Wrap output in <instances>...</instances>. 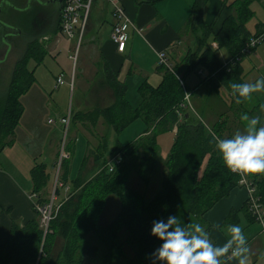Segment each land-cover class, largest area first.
I'll use <instances>...</instances> for the list:
<instances>
[{"label":"trees","instance_id":"1","mask_svg":"<svg viewBox=\"0 0 264 264\" xmlns=\"http://www.w3.org/2000/svg\"><path fill=\"white\" fill-rule=\"evenodd\" d=\"M140 1L156 3L161 0ZM257 1L232 0L227 8L233 14L223 21L219 31L212 36V25H207L203 19L204 7L208 0H195L191 6L188 25L190 28L193 27L194 34H199L197 37V47H199L195 53H187L178 66L173 65L172 72L179 74L183 70L185 75H190L200 68L205 72L202 82L208 83L211 87L215 82H219L226 88H230L231 83H243L237 71L238 61L236 60L254 50L255 47L246 52V44L250 38L256 37L264 29V25L263 29H258L262 23L257 26L255 33H250L246 29V23L254 16L251 4ZM59 21L60 13L52 34L59 33ZM211 41H214L218 49L226 53V62L230 60L236 62L224 66L219 61L216 51L209 46ZM44 55L45 53L40 50V45L33 41L13 65L9 84L4 93L0 94V152L8 144L22 115L23 107L19 98L29 90L34 82L33 71L28 68V62L33 60L37 63L39 59H43ZM157 70L163 73L161 83L155 88L147 83L141 84L137 91L141 102L136 109H133L125 99V85L105 66L107 84L114 96L112 104L105 109L71 114L72 124L82 123L95 127L98 120L103 119L106 125L118 134L137 119L144 122L147 130L146 135L135 142L125 145L116 143L107 157H104L102 153L106 147L104 140L101 152L94 157L98 168L96 176L89 182H83L80 178L74 179L72 194L79 191L75 213L83 206H87L90 210L88 214L92 215L93 221L92 224L79 222L76 227L71 228L68 235H65L63 250L69 251L72 248L73 241L78 239L77 232L78 236L83 238L93 229L98 233L96 238L98 244L105 250L100 259L116 261L122 256V251L115 241V235L123 230L126 233L125 245L132 248L133 257H137L138 260L146 259V264H153L154 257L151 254L161 243L152 236L153 240L150 245L145 244V238L150 235L153 220L177 215L186 225L191 218L204 225L202 219L204 213L218 200L226 197L231 189L238 186L240 178L224 167L219 154L213 147L214 142H209L213 133L223 138V129H225L223 124L218 123L208 129L198 117L188 110V107L182 108L180 105L184 101V91L187 86L185 84L181 86L180 79L175 77L177 75L169 74L163 67L157 66ZM173 127L176 128V134L164 162L160 189L150 200L146 201L143 196L128 189L127 176L132 171L147 186L158 161L156 136L172 130ZM146 147L147 152L144 150ZM129 149L133 152L127 158L126 152ZM146 153L150 154L149 158L145 156ZM140 154L143 156L139 159ZM115 157L120 159V164L114 166L113 171L109 173L106 163ZM137 159L138 164H136ZM68 173L69 160H63L60 165L59 182L66 183ZM247 175L248 185L254 189L253 196L264 208V173H247ZM32 179L35 191L42 190L48 179L45 168L43 166L34 168ZM109 194L119 198L120 211L117 217L109 223L97 224L102 201ZM43 202L40 200L38 203ZM66 204L65 202L60 205L54 219L49 223L46 234L39 228L38 216L36 220L27 223L24 228L12 225L8 242L0 247V264H34L37 260L38 248H40L41 257L37 260V264H50L49 250L53 248L51 240L59 234L57 230ZM131 214L133 217L128 220ZM251 220L254 222L252 218ZM129 230H132L134 237L130 238ZM77 251V259L79 257L81 260L82 258L90 260L99 258L98 247L89 245L85 241L77 244ZM146 253L148 256H145ZM135 254L138 255L135 256ZM57 261L53 260L51 264H58Z\"/></svg>","mask_w":264,"mask_h":264},{"label":"crops","instance_id":"2","mask_svg":"<svg viewBox=\"0 0 264 264\" xmlns=\"http://www.w3.org/2000/svg\"><path fill=\"white\" fill-rule=\"evenodd\" d=\"M114 1L124 9L127 21L130 25L127 31L128 36L125 50L123 53H117L115 46L109 41V33L114 23L111 7L106 17L105 5H107V1L94 0L93 9L91 8L90 11L91 15L89 14V22H87L89 24L86 23L85 28L87 29L85 30L87 41L82 43L84 56H86L89 66L93 69L91 74H89V70L86 72L88 81L91 83L87 85L88 81H86L84 84L79 85V91L84 92V95L76 97V106H72L73 109H71V107L69 111L71 114L76 112H87L93 109H104L112 104L114 96L113 91H111L112 89L110 88V90L107 84L104 71L105 66L123 82L126 87L124 94L125 99L131 108L136 109L141 102L137 92L139 86L143 83H147L155 88L161 83L163 73L157 70V52H164L171 65L178 66L187 53H195V50L199 47H197V37H199V34H194L193 30L190 29L188 25L191 6L195 0H161L156 3H148L140 0ZM231 1L232 0H208L206 3L203 11V19L207 25H212V36L219 31L223 21L229 15L233 14L227 8V5H229ZM257 2L263 6L262 10H264V0H258ZM260 23H262V25L258 29H263L264 20L255 24L254 32L257 31V26ZM247 31L250 32L248 29ZM57 43L58 41L55 42L52 49L56 47ZM82 45L80 48H82ZM209 46L212 50L216 51L219 61L224 65L227 60L226 53L222 49H218L214 41L209 42ZM255 49L256 47L252 51L255 52ZM221 51H223L224 54H221ZM249 53L244 56H249ZM242 64L239 58L237 71L243 83H246L245 68ZM80 70L81 68L78 70V73L77 71L75 73L72 72V83L69 80V89L72 87L73 90L75 82L77 80L79 81L80 78L78 77L81 75ZM179 75L182 77L180 82L182 86L183 84L187 86L185 92L189 95V101H183L182 104L184 106H190L188 110L198 117L208 129L218 123H223L224 121L213 119V115H224V111L221 110L223 101L219 97V92L221 89H226L231 98H233L234 96L231 88H226L219 82L213 83L212 87L208 83L202 82V79L205 77V72L201 69H197L196 72L190 75H185L184 71L181 70ZM73 78L75 81L74 83ZM28 91L20 97L23 112L19 119V123L8 140V144L0 152V247L8 242L12 225L18 228H24L27 223L36 220L37 213L35 206L39 204L38 202L40 200L45 202L43 195L45 196L46 192L44 188L37 192L34 189V182L32 179L33 169L43 166L45 168V174L49 178V172L50 170H54L53 166L55 162H57V141H59L58 133L60 126L57 122L55 126L49 128V119L46 120L45 125L41 123V120L45 115L48 116L50 111H53V114L58 116L57 121L65 115L60 113V110L54 103H50L47 99L49 94H46L45 91L40 90L39 93L32 95H30ZM213 94L216 95L218 98L217 100H210ZM235 99L236 98L231 100L228 110L233 109L232 106L236 103ZM239 104L243 107L246 105V102ZM211 115L212 119L210 118ZM133 123L143 125L144 128L142 131H139L141 130L139 129L141 126H138V132L130 136V139L125 143L117 139L121 134L118 135L113 128L107 125L105 126L102 119L98 120L95 127H90L88 124L82 123L71 124V127L68 129L69 136L67 138V149L71 154L67 180L72 176L71 160L73 166V151L75 139L78 135L82 137L85 143V154L81 160L79 169L74 174V179L80 178L83 182H87L90 178L95 177L98 172L94 157L101 152L100 149L104 140L106 147L105 151L102 153L104 157H107L109 151L116 143L125 145L130 142H135L146 135L145 131L147 128L141 119H137L132 122V124ZM239 124L242 126L241 123ZM237 127L238 126L235 127L236 131H240L242 128ZM223 130V138H228V136H226L227 134L230 135L232 132L235 133L228 125ZM241 130L243 131L244 129L242 128ZM111 133L114 135V141L112 146L108 149L107 144L109 137H111ZM166 133L171 135L169 147L171 148L175 138L176 128L173 127L172 130ZM168 154L162 161H159L158 155L159 162L157 161L156 167L154 168V179L159 178V175L163 178L164 162ZM83 162L84 166H82ZM128 175H130V173ZM136 178H138V176ZM73 181H71L72 184ZM47 183L48 179L46 185ZM138 183H140L144 190L147 189L140 180ZM65 184L66 183L62 184L60 182L61 186L57 185L60 191H63L64 198L58 199L59 201L55 203L56 205L63 204L72 196L73 191L65 197L68 191V187L65 186ZM63 187H65L66 190H63ZM137 190V194L143 196L139 189ZM158 190H156V192ZM143 197L146 201L151 198L149 194L148 197L145 196V193ZM54 198L56 201L57 198ZM247 198L248 195L245 188L239 185L234 187L226 197L218 200L204 213L202 216L204 225L201 224V226L208 232L209 238L214 244L223 245L228 238V225L239 224L246 236L248 247L245 264H264V235L260 233L258 224L251 220L246 203ZM191 219L188 225L198 222L196 219L193 220L194 222H191ZM58 237L60 236L57 234L53 240H56L55 238ZM60 240L61 244L60 242L58 243L60 245H57V249L59 246L62 248L65 243L63 238ZM115 241L117 242V238ZM118 241L120 242V245H118L121 251H123L122 248L124 246L126 247L125 240L121 241L120 239ZM53 242H55V244H53L52 249H54L56 245V241ZM103 251L105 252L104 249ZM57 256L55 255L54 259H57ZM221 259L222 264H237V258H233L230 251Z\"/></svg>","mask_w":264,"mask_h":264},{"label":"rangeland","instance_id":"3","mask_svg":"<svg viewBox=\"0 0 264 264\" xmlns=\"http://www.w3.org/2000/svg\"><path fill=\"white\" fill-rule=\"evenodd\" d=\"M18 4H19V2H18ZM110 7H111V5L109 3H107V5H105V13H106L105 16L106 17L108 16ZM251 7H252V10L254 12V16L248 20V22L246 23V28L250 31V33H255L254 32L255 31V24L259 21L264 20V10H262L263 6L258 2L252 3ZM92 9H93V5H92ZM90 15H91V13H90ZM90 15H89V17H90ZM89 17L87 19L88 20L87 22H89ZM13 19L14 18L11 16L10 20H13ZM51 21H53V19H51ZM56 23H57V19H55L54 25L52 22L51 26L48 27L49 30L53 29V28L55 29ZM87 24H89V23H87ZM85 28H86V26H85ZM190 29L193 30V27H191ZM49 30H48V32L45 33V35H43L42 37L39 38V41H37V45H40V50L45 53V55L43 56V59L42 60L39 59V61H38L37 60L38 57H37L36 60L39 63L38 62L36 63L33 60L28 62V68L33 71V76H34V83L32 84L28 93L30 95H32L35 93H39L40 90L45 91L46 94H49L47 99L50 101V103L51 104L54 103L55 106L60 110V113H62L66 116L68 114V112L70 111V108L72 106L73 107L76 106V97L79 95H84V92L79 91L80 90L79 85L84 84L86 81H88L87 73H86L87 70H89V74H91L92 70H93L89 66V63L86 59V56H84V53H83L82 43L87 41L86 36H85L86 32L84 31V35H83V38L81 40L82 48L79 47L78 50L75 52V40L69 41L66 38H64L63 36H61L60 34H55V32L52 34L51 31H49ZM85 30H87V29H85ZM10 41H11V43H13L12 49L7 44H5L4 47H2L0 49V94L4 93V91L6 90V87L9 84L10 77L12 74L11 69L13 68L12 66L15 64V62L17 60H19L22 57L23 52L26 50L27 46L30 44L28 42L29 41L28 39L22 40V38H18L15 40L12 39ZM56 41H58V43H57L56 47L54 49H52V46H54ZM0 43H2V45L4 44L1 37H0ZM221 54H224L223 51H221ZM78 55H79V57H78ZM72 57L73 58L75 57V59H72ZM77 58H78V61H77ZM240 61H241V63H243L242 65H244V68H245V82L246 83H252V82H255V80H257L258 78L264 77V41L259 43L256 46L255 52L250 51L249 56L246 57V56L242 55L240 57ZM80 68H81V70H80L81 75L78 77V78H80L79 81L77 80L75 82L74 78H73V83L75 82L74 89L72 90V87H71V89H69L68 84H69V80L71 81L72 72L75 73L77 71V73H78V70ZM198 69H200V68H198ZM168 73L171 75L176 74L177 76H175V77L177 79L179 78L182 80V77L180 76L181 74L180 75L178 73L174 74V72H168ZM58 75H60L62 77L63 85L56 87L55 78ZM74 76H75V74H74ZM90 83L91 82L88 81L87 85H90ZM56 88H58V89H56ZM109 89H110V87H109ZM72 92H73V94H72ZM34 96H36V95H34ZM219 97L223 101V103H222L223 105H222L221 110L224 111L223 112L224 115H217L216 114L217 117H216V115H213V119H216V120L218 119L220 121H224L222 123L223 126H225V123H226V126L227 125H228V127L230 126L232 128V130H234L236 132V130H235L236 126L242 127L244 129V127L246 125L245 117H247L248 119L253 118V117H259L260 122L261 123L263 122L264 111H261L259 106L261 104H264V90H262L260 92L253 93L251 95L250 99H247V100L242 99L241 103L246 102V105H244V106L242 105L243 107H241L240 104L235 103L232 106L233 107L232 110H228V107H229L231 100L234 99L235 97L231 98L229 92L226 89L220 90ZM217 99L218 98L216 97L215 94H213L210 97V100H212V101L217 100ZM19 100H20V98H19ZM52 106L55 107L54 105H52ZM73 107L71 109H73ZM189 108H190V106H189ZM57 118H58V116L56 114H53V111H50L48 116H46V115L44 116V118L41 120V123L45 125V122L47 119L53 121L54 124L48 123V127L50 128L51 126H55L57 124ZM210 118L212 119V115ZM103 123L106 126L105 120H103ZM239 123H241L242 126H240ZM71 124H72V120L70 121V126H68L66 133H64L63 127L60 128V130H59V133H58V140L59 141H57L58 151H57L56 160L59 157L60 140H62L63 137H65L66 142H67V138L69 136V132H68L69 130L68 129L71 127ZM130 124H132V122ZM129 125H127L118 134V135L121 134L120 135L121 137L119 136L117 139H120V141L122 143L127 142L130 139V136H132L135 132H138V126L139 127L141 126V128H139L141 130H139V131H142L144 128L143 125H138V123H133L130 126ZM241 129H240V131H242ZM232 134H234V133L232 132L230 135L227 134L226 136L230 137ZM113 141H114V135H113V133H111V137H109L108 144H107L108 149L112 146ZM170 142H171V135L169 133H163V134H159L156 136V144L158 147L157 155H159V161H162L166 157V155L168 154V152L170 150V148H169ZM143 145H145V143H143ZM144 150L147 152V147ZM73 152H74L73 166H72V160H71V174H72V176L66 181L65 186L68 187V189H67L68 191L66 192L65 197L68 194H70L73 190V184L71 181H73V179L75 177L74 174L79 169L81 160L85 154V143H84V141L80 135H78V137L75 139V146H74ZM132 152L133 151L131 149H129L126 152L127 158L130 156V154H132ZM150 153L152 154V152H150ZM142 156L143 155L140 154L139 159L142 158ZM145 156L149 158L150 154L146 153ZM136 164H138V159L136 160ZM53 169H54L53 171L50 170V172H49L50 174H49V178H48V183L44 187V191L46 193H45V196L43 195V197H44V200L46 202L52 198V194H53V196L57 198V200L54 201V203H53L55 206L56 205L55 203L59 201L58 199L64 198L63 197L64 193L62 190L60 191V188L58 187L60 185V182H59V173L57 170L56 162L53 166ZM233 174H236L240 178L239 174H237L235 172ZM242 174H243L244 179L249 181L247 178V176H248L247 173H242ZM136 177H137V175L132 171H130V175L127 176L128 189H130L132 191L134 190L133 192L137 193V191H138L137 189H139L140 193L143 194V196L145 193V196L148 197V194H149V196H151V198H152V195L155 194L156 190L160 189L161 182H162V178L160 177V175H159V178H157V179H154L155 177L153 176V174L151 175L147 186L146 185L144 186V187H147L146 190H144L143 187L140 185V183H138L140 179L138 180V178H136ZM92 178H90L87 182H89ZM140 182H141V180H140ZM63 190H66L65 187H63ZM58 191H59V193H58ZM78 193H79V191H76L75 193L72 194V197L70 199L65 201L67 204H66V207L63 211V217L59 222V227L57 230L59 232L58 236H60V237L55 238L56 240H51L52 244H55V242H53V241H56V245L54 248L55 250L52 249V247H51V249L53 251L49 250V253L51 254V256L49 255L51 263L53 262V260H58L57 261L58 264H146L145 263L146 259L138 260L137 257H135V258L133 257L134 255L132 253V248L130 246H129L130 248L128 246H126V247L124 246L122 248V250H123L122 256H120L116 261H113L112 259H110V260L106 259L107 261H102L100 259V257L105 252L103 251L101 246L96 242V238H97L98 233L96 230L94 231L93 229L88 234L84 235L85 237H83V238L81 236L79 237L78 232H77L76 236L78 237V239L73 241V246H72V248H70L69 251L63 250V247L61 248V246H59V248L57 249V245L61 244L60 239L63 238L65 241V235L67 236L68 231L71 228L76 227V225L79 222L80 223L81 222H89L90 224H92V221H93L92 215L88 214V212L90 211L89 207L83 206L77 213H75V206L78 202V197H79ZM150 199H148V200H150ZM120 203L121 202H120L119 198L117 196L111 195V194H109L105 199H103L102 205H101V213H100V215H98L99 219L97 220V224H106L109 221H111L112 219H114L115 217H117V214L120 211L119 208L121 207ZM132 217H133V214H131V217H129L128 220H131ZM193 220H195V219L192 218L191 222H194ZM95 221H96V219H95ZM132 226H134V225H132ZM130 229H132V228L130 227ZM129 231L131 234L130 238L134 237L132 230H129ZM125 237H126V233L123 230L116 233L117 244L120 243L118 240L121 239V241H123V240H125ZM151 240H153V237L148 235L145 238V244L150 245ZM82 241L89 243V245L97 246L99 258L94 259V260L82 258V260H81V258L78 256L79 258L77 259V256H76L78 254L77 244L79 242H82ZM59 242H60V244H58ZM153 248H154V246L152 247V249ZM37 251L40 252V248H38ZM118 251H119V249H118ZM118 251L116 250V253H118ZM39 252H37V257H36L37 260H39L41 257ZM56 252H57V254H56ZM69 253H70V255H68ZM120 254H121V252H120ZM55 255L56 256L58 255L57 259H54ZM137 255L138 254H135V256H137ZM145 256H148L147 253ZM121 257H123V258H121ZM143 258H145V257H143ZM37 260H35L34 264H37Z\"/></svg>","mask_w":264,"mask_h":264},{"label":"clouds","instance_id":"4","mask_svg":"<svg viewBox=\"0 0 264 264\" xmlns=\"http://www.w3.org/2000/svg\"><path fill=\"white\" fill-rule=\"evenodd\" d=\"M230 88L237 104L242 99L264 90V77L252 83H231ZM260 110L264 111V104ZM243 131H236L228 138L211 134L210 143L220 156L226 169L249 174L264 173V124L259 117L248 119ZM228 238L223 245L214 244L200 223L186 225L177 215L153 220L150 235L161 243L151 254L153 264H222V257L229 253L237 264H245L248 247L246 236L239 224H229Z\"/></svg>","mask_w":264,"mask_h":264},{"label":"built area","instance_id":"5","mask_svg":"<svg viewBox=\"0 0 264 264\" xmlns=\"http://www.w3.org/2000/svg\"><path fill=\"white\" fill-rule=\"evenodd\" d=\"M107 3L111 5V14L114 23L111 27L109 33V41L115 46L117 53H123L126 47L127 41V31L130 27L127 21L124 9L119 6L114 0H106ZM94 0H63V5L60 11V21H59V34L69 41L75 40V52L81 45V40L84 35L85 26L87 19L89 17ZM264 41V29L256 37L250 38L246 44V52L249 49L256 47L259 43ZM72 59H75V57ZM157 66L163 67L166 71L172 72L171 64L164 52L156 53ZM238 61V59L236 60ZM235 60H230L224 64V66L232 65L236 62ZM72 83V81H71ZM181 86L182 83L180 82ZM63 85L62 77L59 76L56 79V87ZM71 85V84H70ZM189 95L184 91V101L188 102ZM182 108H187L188 106L180 105ZM189 108V107H188ZM71 121V113L64 117L59 118L57 121L60 128L63 127L64 133H66L68 126ZM48 123L54 124L53 121L48 120ZM60 152L59 157L56 162L58 173L60 174V165L63 160L70 159V152L67 149L66 138L63 137L60 140ZM120 164V159L117 157L112 158L106 163V168L109 173L114 169V166ZM239 174L240 179L238 185L245 188L248 198H247V208L250 213L251 218L255 223L258 224L260 228V233L264 235V208L257 202L253 196L254 189L248 185L246 179H244L242 172H235ZM55 198L52 194V198L41 204L35 206L36 213L38 216L39 228L44 234L48 232V226L51 220L54 219L58 208L60 205L54 206Z\"/></svg>","mask_w":264,"mask_h":264},{"label":"flooded vegetation","instance_id":"6","mask_svg":"<svg viewBox=\"0 0 264 264\" xmlns=\"http://www.w3.org/2000/svg\"><path fill=\"white\" fill-rule=\"evenodd\" d=\"M62 5L63 0H0V37L4 42L0 43V49L5 44L12 49V39H28L29 43L39 41L51 23L54 25L55 19L58 20Z\"/></svg>","mask_w":264,"mask_h":264}]
</instances>
